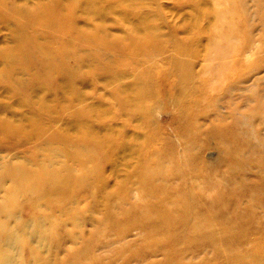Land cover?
<instances>
[{
    "label": "rangeland",
    "instance_id": "374dc122",
    "mask_svg": "<svg viewBox=\"0 0 264 264\" xmlns=\"http://www.w3.org/2000/svg\"><path fill=\"white\" fill-rule=\"evenodd\" d=\"M106 1L100 10L85 5V0L74 1L68 23L62 18L64 11L52 14L51 9L66 10L68 0H0V120L20 128L0 142V204L6 189L13 186L2 171L26 161L34 169L49 150L41 151L36 135L27 139L25 130L34 121L48 136H58L50 140V148L57 150L52 162L60 167H68L66 155L75 145L96 153L104 147L111 156L98 165L92 159L100 175L99 187L96 192L90 188L95 176L90 177L85 187L69 197L70 206L64 200L60 206L46 205L40 202L42 193L29 192L25 199H16L20 225L28 223L27 234L34 232L32 244L19 243L17 235L12 241L22 264H30L29 246L40 248L41 230L46 229L49 237L51 228L46 264H176L173 218L159 219L175 213L172 173L183 174L180 181H173L188 185L184 168L192 165L203 168L198 169L201 177L193 181L196 197L206 202L221 192L232 197L239 185L233 195L239 199L232 197L228 212L239 205L253 219L261 217L244 207L251 203L252 194L264 204V0H144L143 5L131 3L135 9L122 5L130 8L129 17L134 10L154 15L152 22L162 43L159 54L146 61L138 58L139 66L125 67L123 54L113 42L127 44L123 38L131 33L135 19H122L125 10L116 9V1ZM23 18L47 23L18 30ZM61 31L92 38L70 50L53 34ZM96 38L107 43L101 45ZM25 41V49L15 51ZM63 49L67 50L59 56ZM19 54V61L13 60ZM173 59L181 68L170 65ZM60 64L76 76L71 82L74 96L62 86L67 74L58 71ZM144 66L148 77L137 100L138 110L117 104L113 94L125 99L133 72ZM79 137L84 144L77 141ZM78 165L73 166L75 176L81 170ZM84 165L92 168L89 161ZM232 170L235 174L230 179ZM147 171L158 179L146 180ZM47 188L46 184L43 190ZM258 223L264 226L263 221ZM186 230L182 227L180 232ZM247 235L253 232L248 230ZM260 236L264 240V230ZM79 249L88 258L73 262L70 257Z\"/></svg>",
    "mask_w": 264,
    "mask_h": 264
},
{
    "label": "bare ground",
    "instance_id": "6f19581e",
    "mask_svg": "<svg viewBox=\"0 0 264 264\" xmlns=\"http://www.w3.org/2000/svg\"><path fill=\"white\" fill-rule=\"evenodd\" d=\"M74 1L76 0H68L69 5L66 10L59 6L54 9L52 7V14H60L61 11H64V14L62 13L64 17L62 18L66 19L68 23L72 22V16L70 14L73 13L75 9ZM105 1L106 0H96L93 3L90 0H85V5L90 3L99 9V6H102L101 4ZM113 1H116L117 3H113ZM133 2H139V4L143 5L144 0H112V3L116 4V9H122V5H127L135 9V7L131 6V3ZM81 3H84V0ZM108 4L110 5V3ZM112 8L115 10V7ZM128 10H130V8L127 9L126 7V9H122L126 17L124 18L123 16L121 18H134L135 23H132L133 25L130 29L131 33L128 36L125 34V37L123 38V40L127 41V44L124 42L126 45H123L121 41H118V43H116V40H114L115 43L113 42L116 51L120 53L122 52L123 54L124 58L121 60V62L124 67L128 65L139 66L138 58H143L146 61V59L152 57L154 54H156V52L157 54H159V46H162V43H160L159 41V37L156 35V32L158 30L157 24L154 25L152 22V19L156 21V17H154V15L151 16L148 13L147 15H141L139 13H135V10L134 12L131 10L133 12V15H131L132 17H129L130 13L126 14ZM47 11L49 12L50 10L47 9ZM0 14H2V11H0ZM45 16L48 15L45 14ZM35 23L46 24L47 21L37 19L32 23L31 21H27L25 20V18H23L21 19V21H19L17 29L19 30L20 28H26L28 26L34 25ZM48 28L50 30V27ZM58 28L61 29V27ZM53 34L56 37L52 34L51 35L58 39V41L61 42V40H63V44H66L67 49L70 50L74 49V45L83 43L88 38H92L86 36L85 34L66 35L63 31ZM96 40L101 45H103V43H107L106 41H104V38H96ZM26 42L27 41L22 42L15 51L24 50ZM47 46H49L46 48V50H48L47 55L50 56L52 54L51 43L47 44ZM67 49H63V51H61L60 53L58 52L59 56L63 55V53ZM180 51L181 49L178 47V54L180 53ZM4 58L8 59L10 57L6 56ZM19 58L20 54L18 57L14 56L13 60L17 59V61H19ZM0 59H3V56L0 55ZM170 65H172V67L174 65L176 70L181 68V64L179 63V61H176V59H173L170 62ZM60 66L61 67L58 69V71L65 72L67 74V78L66 80H64L62 86L71 91L72 96H74L75 89L71 86V82L74 77L76 78V76L70 73L69 69H66L63 64H60ZM147 68V66H144L143 70H140L139 72H133L132 84H130V86H128L127 90L124 92V95H127V97L124 96L126 97L125 99L119 100L120 95L117 92L113 94V100L117 104L128 105L131 110H138L137 100L140 97V91L145 89V81L146 77H148V73L146 70ZM172 70H174V68ZM52 79H54V77L49 78V80ZM131 88H133L132 91ZM130 92H133V95ZM132 102H134V104H132ZM34 122L31 123V126L28 130H25L27 139L29 136L33 137L34 135H36L40 138L38 143L40 145L39 147H41V151L45 150L43 149V147L49 150H45V158L43 159L42 157L38 164V167L34 169L29 167V161H26L22 163H14L10 165V167L2 171V173L5 172L4 175L9 178L10 181H12L13 186L6 189L5 201L0 204V264H22L19 261V249H17V247L13 249L12 246V241L13 239H15L16 235L19 243L27 241H30V244L34 243V232L31 235L27 234V230H29L30 228L29 224L25 223L23 225L24 228L20 225L23 220L15 212V209L16 211L18 209V202H16V199H18L20 196L22 198L24 196H27L29 192H33L37 195L42 193L43 196L40 198V200L42 199V201L40 202H44L46 205L53 204L56 206H60V200H64L66 203L69 202V204L67 205L70 206L69 197L75 190L85 187L86 180L90 179V177L95 176L94 183L90 186V188L93 189L94 192H96L100 183V175L98 170L96 169V165L100 163L99 161L101 159L111 158L110 151L107 148L102 147L98 151V153L94 152L93 150L83 152V148L80 145H75L69 148L71 150L69 154H67L66 152L68 167L67 164H62V167H60V164H55L54 162H52V157L54 155H57V150L50 148V140H53L58 136L55 134L48 136L45 130H41L40 126L37 123L35 124ZM16 129L20 128H15L5 123V121L0 120V142H3L2 140L10 139V134H13ZM16 132L18 131L16 130ZM80 137L77 141L80 144H84L83 140L79 141ZM76 154L79 155L75 156ZM93 158L98 161L96 165L93 163ZM73 159L77 164H79L77 168L81 169L76 176L72 174L76 170L75 168H73V166L77 165L73 162ZM88 161L92 164L91 169L86 168L84 165L85 162ZM198 169L203 168L194 167L193 165L191 167L184 168V171L187 172V177L190 178V184L188 185L185 183H178V180L180 181L183 174L179 172H174L177 175L172 173L171 188L174 198V202L172 203H174V205L176 206L175 213L165 214L159 219L160 222H163L167 219L173 218V234L171 237V244L173 247L174 259L177 261L176 264H264V240L260 236V234H262L264 230V226H262L261 223H258L263 221L264 224V204L260 200L259 196L252 194L250 198L251 203L247 204L244 207V209H249V212L251 214L258 211V213L261 215L259 219H253L252 216L246 215L244 212L245 210L241 212L239 205L238 209H230L228 212V207L231 205V199L235 194V190L239 188V185L237 186V189L236 186L234 187V193H232V197L225 196L226 194L221 192L216 193L214 197H211L209 201L206 202L204 198L196 197L195 195L198 188L194 187L193 181L201 177L200 175H198ZM62 171L64 173H62ZM234 174L235 170H232V176L230 177V179L233 178ZM145 176L146 180L149 179V181H156L158 179L157 175H152L149 172L147 173V175L145 174ZM173 178H178V180L173 181ZM46 184L48 185V188L46 191H44L43 187ZM227 193L231 194L229 190ZM91 195H93V192L91 193ZM235 199L239 198L236 197L234 198V200ZM2 215H4L5 219H2ZM68 216L69 214L67 215V217ZM10 220H12L13 223H11ZM41 222L45 221L41 219ZM41 222L37 224V228L39 227ZM70 222L73 227H76L73 221ZM4 223H6L7 226ZM12 224H14L15 227H13ZM182 227L183 229H187L184 233L180 232V229ZM248 230H251L253 232V236L247 235ZM50 232L51 233L49 234V237H47V230H41V250L37 244L36 246L34 245V248L26 244L27 246H29L30 254L32 257L30 260V264H38L40 262H43L42 264H46L49 260L48 256L50 250H47V248L51 244L50 235L54 232L53 228L50 229ZM2 236L4 238L3 242L1 243ZM66 236L67 238L72 240L71 236L69 237L68 234ZM13 244H15V242ZM83 251V249L76 250V255L70 257V260H72L73 262H79L81 261V259L84 260L88 258L89 254L86 253V251ZM51 256H53V254H51ZM196 259H199V261L188 263L184 262L185 260Z\"/></svg>",
    "mask_w": 264,
    "mask_h": 264
}]
</instances>
